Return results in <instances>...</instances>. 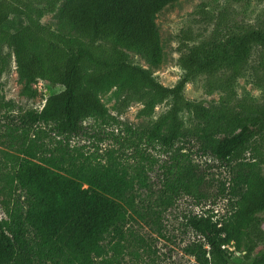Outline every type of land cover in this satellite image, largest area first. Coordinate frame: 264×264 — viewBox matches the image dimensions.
<instances>
[{
  "label": "trees",
  "instance_id": "obj_1",
  "mask_svg": "<svg viewBox=\"0 0 264 264\" xmlns=\"http://www.w3.org/2000/svg\"><path fill=\"white\" fill-rule=\"evenodd\" d=\"M178 1L0 0V79L14 57L22 96L37 97L40 79L61 87L46 97L41 109L21 115L25 142L31 131L37 136L41 123L69 136L82 132L90 118L116 122L100 98L113 89L122 107L142 102L146 116L171 99L169 109L151 125L141 131L128 126L129 144L144 139L171 148L194 141L203 154L231 171L226 213L217 219L209 211L190 215L187 223L201 237L186 246V253L195 258L194 264H233L235 253H240V264H264V249L255 253L264 243L259 216L264 212V99L259 103L236 91L258 48L253 77L264 98V24L232 32L217 23L200 41L191 28L183 31L179 63L184 74L174 86H166L150 69L134 63L132 54L153 67L163 62L157 18ZM57 9V29L41 22L45 13ZM225 69L222 82L217 76ZM199 76H206L208 93L223 91L220 102L184 96L186 83ZM5 108L13 110L14 103L2 96L0 111ZM184 112L192 128H187ZM43 146L32 139L15 157L9 183L24 191V199L15 200L7 219H0V264H112L104 241L117 237L121 252L134 205L131 179L114 165L83 161L66 166L64 156L39 157ZM177 151L163 165L164 204L175 203L181 194L198 196L201 188L196 167Z\"/></svg>",
  "mask_w": 264,
  "mask_h": 264
},
{
  "label": "rangeland",
  "instance_id": "obj_2",
  "mask_svg": "<svg viewBox=\"0 0 264 264\" xmlns=\"http://www.w3.org/2000/svg\"><path fill=\"white\" fill-rule=\"evenodd\" d=\"M62 3V2H61ZM61 3L58 5L60 6ZM58 9L45 13L41 22L57 29ZM162 40L163 62L156 67L150 66L146 59L132 54V61L152 71L154 77L166 86H174L183 77L180 66L182 32L191 28L196 33L197 41L208 37L219 24L223 31H239L244 26L258 27L264 24V0H179L174 6L167 7L157 18ZM193 42H190L192 45ZM4 52H10L7 47ZM259 49L253 51L250 63L237 80L236 91L240 97L249 94L256 101L263 102V92L255 84L253 72ZM227 70H222L217 77L224 80ZM0 97L12 101L14 109L0 111V219H7V209L14 201L24 199V191L16 183H9L10 175L16 166L15 157L21 155L20 149L30 141L44 144L39 157L56 158L64 156L65 165H76L83 161L100 165H114L124 171L132 181L131 194L134 197L133 209L124 226L125 238L121 240V252L118 254V238L108 236L104 241L107 249L106 258L112 264H194L195 258L186 253L188 244L199 239L197 232L188 225L190 215L213 213L214 219L223 216L230 201L228 186L231 178L230 167L226 163L203 154L194 141L183 140L171 148L161 144L147 143L142 140L129 144L131 132L128 126L139 131L155 122L170 106L171 99L158 104L154 113L146 116L141 113L143 103L133 100L122 107L115 89L101 94L102 102L116 118V122L102 124L92 118L85 120L84 130L74 135H59L51 124H38L29 133L25 142V133L21 124V115L30 109H41L54 92L61 87L40 79L36 84L39 93L35 98L20 94L22 85L14 57L0 79ZM184 96L192 100H205L218 103L223 99V91L214 89L208 93L206 76H199L187 82ZM187 128H192L191 117L187 112L181 114ZM192 140V139H190ZM25 143V144H24ZM138 149V150H137ZM177 149L188 156L201 177L198 196L181 194L172 204L161 201L165 168L171 163V156ZM264 175V165L261 166ZM264 227V212L260 213ZM264 249V243L255 251ZM234 263L240 264V253H235ZM100 260L96 264H99Z\"/></svg>",
  "mask_w": 264,
  "mask_h": 264
},
{
  "label": "built area",
  "instance_id": "obj_3",
  "mask_svg": "<svg viewBox=\"0 0 264 264\" xmlns=\"http://www.w3.org/2000/svg\"><path fill=\"white\" fill-rule=\"evenodd\" d=\"M198 237H201V236H198Z\"/></svg>",
  "mask_w": 264,
  "mask_h": 264
}]
</instances>
